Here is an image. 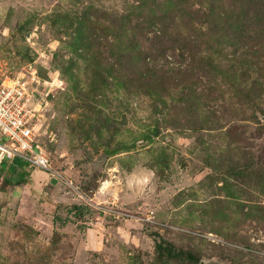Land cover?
Segmentation results:
<instances>
[{
	"label": "rangeland",
	"instance_id": "obj_1",
	"mask_svg": "<svg viewBox=\"0 0 264 264\" xmlns=\"http://www.w3.org/2000/svg\"><path fill=\"white\" fill-rule=\"evenodd\" d=\"M28 65L52 166L0 164V264H264V0H0Z\"/></svg>",
	"mask_w": 264,
	"mask_h": 264
},
{
	"label": "built area",
	"instance_id": "obj_2",
	"mask_svg": "<svg viewBox=\"0 0 264 264\" xmlns=\"http://www.w3.org/2000/svg\"><path fill=\"white\" fill-rule=\"evenodd\" d=\"M41 80L28 65L0 83V164L18 160L24 167L51 171V162L40 143V123L45 107Z\"/></svg>",
	"mask_w": 264,
	"mask_h": 264
},
{
	"label": "trees",
	"instance_id": "obj_3",
	"mask_svg": "<svg viewBox=\"0 0 264 264\" xmlns=\"http://www.w3.org/2000/svg\"><path fill=\"white\" fill-rule=\"evenodd\" d=\"M2 167L3 169L5 168L6 164L5 163H2ZM18 167H24V164L21 163L20 161L18 160H15L13 162L10 163L9 165V171L11 172H15L16 171V168ZM156 253H157V256L159 259H162L163 257L165 258H177L180 253L175 251L174 248L170 245L164 247L163 245H157L156 247ZM185 261H189L190 264H193L195 263L196 261L194 260L193 256L190 255L189 253H187L185 255Z\"/></svg>",
	"mask_w": 264,
	"mask_h": 264
},
{
	"label": "crops",
	"instance_id": "obj_4",
	"mask_svg": "<svg viewBox=\"0 0 264 264\" xmlns=\"http://www.w3.org/2000/svg\"><path fill=\"white\" fill-rule=\"evenodd\" d=\"M73 213H77L76 216H77L78 214H80L78 211H77V212H74V211H73ZM73 217H74V215H73Z\"/></svg>",
	"mask_w": 264,
	"mask_h": 264
}]
</instances>
